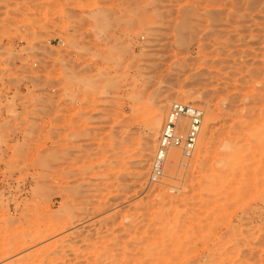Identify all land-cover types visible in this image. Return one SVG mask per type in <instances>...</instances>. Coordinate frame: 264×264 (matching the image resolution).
Masks as SVG:
<instances>
[{
	"label": "rangeland",
	"instance_id": "obj_1",
	"mask_svg": "<svg viewBox=\"0 0 264 264\" xmlns=\"http://www.w3.org/2000/svg\"><path fill=\"white\" fill-rule=\"evenodd\" d=\"M0 264H264V0H0Z\"/></svg>",
	"mask_w": 264,
	"mask_h": 264
},
{
	"label": "built area",
	"instance_id": "obj_2",
	"mask_svg": "<svg viewBox=\"0 0 264 264\" xmlns=\"http://www.w3.org/2000/svg\"><path fill=\"white\" fill-rule=\"evenodd\" d=\"M204 115L205 110L195 104L173 101L168 105L152 160L150 183H160L163 178L170 149L176 148L183 158H191L202 129Z\"/></svg>",
	"mask_w": 264,
	"mask_h": 264
},
{
	"label": "bare ground",
	"instance_id": "obj_3",
	"mask_svg": "<svg viewBox=\"0 0 264 264\" xmlns=\"http://www.w3.org/2000/svg\"><path fill=\"white\" fill-rule=\"evenodd\" d=\"M173 102V101H172ZM168 106V105H167ZM168 108V107H167ZM159 110V109H158ZM157 112V113H156ZM155 113H154V116H152V119H150V121H149V125H150V129L153 131V135H155V133H154V130L157 128V126L160 124V120L161 119H159L160 117V113H159V111H156ZM159 115V116H158ZM182 120V119H181ZM180 120V121H181ZM203 124V123H202ZM156 131V130H155ZM161 132V131H160ZM153 135H151L152 136V138L153 137H155V136H153ZM160 135V134H159ZM150 136V137H151ZM159 139V138H158ZM199 139V138H198ZM152 140V139H151ZM151 140H149L150 141V144H152L151 143ZM154 140V139H153ZM149 141H148V143H149ZM198 142V141H197ZM232 144V143H231ZM149 145V144H148ZM231 146V145H230ZM157 148V147H156ZM174 149H176V148H172V149H170L169 151H168V155H167V159H166V161H167V166H168V169L169 170H173V169H176L177 168V165H178V157H177V154L173 151ZM178 150V149H177ZM156 151V150H155ZM181 153V152H180ZM182 155V154H181ZM227 156V155H226ZM192 157V156H191ZM224 161H225V158H224ZM228 162V161H227ZM166 164V163H165ZM151 165H152V163H151ZM165 168V167H164ZM150 170H151V168H150ZM35 237V236H34ZM31 239V238H30ZM16 246V245H15ZM128 253V252H127ZM143 253V252H142ZM133 259V258H132ZM134 260V259H133ZM124 261V260H123ZM167 263V262H166Z\"/></svg>",
	"mask_w": 264,
	"mask_h": 264
}]
</instances>
